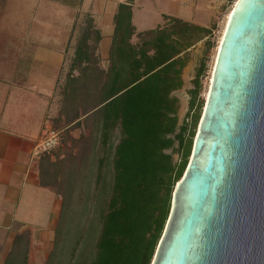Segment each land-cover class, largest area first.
<instances>
[{"label": "trees", "instance_id": "16d2710c", "mask_svg": "<svg viewBox=\"0 0 264 264\" xmlns=\"http://www.w3.org/2000/svg\"><path fill=\"white\" fill-rule=\"evenodd\" d=\"M133 1L117 7L105 69L96 64L100 35L92 20L84 19L79 30L56 123L85 128L92 121L91 150L99 144L102 155L80 157L78 165L71 157L73 164L66 168L51 162L50 154L38 159L40 186L55 189L62 203L45 264H77L90 232L86 264H150L174 187L187 167L202 109L204 58L188 92L191 120L178 128L173 93L183 86L188 50L205 41V55L212 47L213 28L162 15V26L139 33L140 42L133 45ZM73 71L77 74L71 75ZM167 151L177 155V163ZM108 165L111 180L105 188ZM65 211L71 212L69 222ZM28 248L27 232L17 234L2 264H30Z\"/></svg>", "mask_w": 264, "mask_h": 264}, {"label": "water", "instance_id": "95a60500", "mask_svg": "<svg viewBox=\"0 0 264 264\" xmlns=\"http://www.w3.org/2000/svg\"><path fill=\"white\" fill-rule=\"evenodd\" d=\"M150 264H264V0L230 12Z\"/></svg>", "mask_w": 264, "mask_h": 264}, {"label": "crops", "instance_id": "0c3cea01", "mask_svg": "<svg viewBox=\"0 0 264 264\" xmlns=\"http://www.w3.org/2000/svg\"><path fill=\"white\" fill-rule=\"evenodd\" d=\"M22 1L18 5L26 17L5 16L0 10V264L17 234H32L28 258L34 251L35 237L54 236L61 199L40 186L39 160L31 157V151L44 133L57 124L60 107L56 88L62 71L74 57L84 19L90 18L99 32L95 55L105 69L113 17L118 5L125 4V0H45V9L62 13L55 20L39 14V2ZM137 1L131 5L135 35L148 31L138 32L134 26ZM176 3L172 13L162 15L189 22L184 17L185 0ZM130 43L133 44L132 39ZM42 247L37 251L39 258L48 256Z\"/></svg>", "mask_w": 264, "mask_h": 264}, {"label": "rangeland", "instance_id": "374dc122", "mask_svg": "<svg viewBox=\"0 0 264 264\" xmlns=\"http://www.w3.org/2000/svg\"><path fill=\"white\" fill-rule=\"evenodd\" d=\"M34 1L39 2L38 11L39 14L41 13V16H44L43 17L44 19H55V20L56 18L60 19V15L62 14L61 12L53 13L52 11L45 9L46 6L45 0H33V2ZM176 1L177 0H138L134 9V26L136 27L138 32L144 30H152L159 26H162L161 25L163 21L162 14L172 13L173 6L177 4ZM236 1L237 0H185L184 17L189 21L188 23L205 28H211V27L213 28L212 36L210 39V43L212 44V47L204 55L205 41H201L196 43L188 50V62L184 67V69L182 70V74H181L183 86L180 90L173 93V95L178 100L177 128L182 126L185 121L189 123L191 120L192 112L190 108V96L188 92L189 90L192 89V81L195 77L196 70L199 67V62L201 61L202 58H204L206 70L204 76L200 79L201 90L199 93V100L202 102V109H201V114H202V110L206 100V95L209 89L214 57L216 54V49L218 47L222 29L224 27V23L227 15L234 7ZM21 2L23 1L3 0V2L0 3V10L3 12L5 16L14 17V18L26 17L22 13V11H20V9L22 8H20V5L18 4H20ZM27 9L28 8H26V10ZM44 9L46 10L45 14H44ZM50 23H53V21ZM57 24L58 25H56V27L59 28L60 21ZM131 39L133 41V45H136L137 43L140 42V37L138 36V34L137 35L133 34L131 36ZM96 64L98 68H104V66H102L100 60L98 59ZM69 67L70 64L65 70L62 71L60 75V82L58 83V86L56 88V96L58 98L60 108L62 106L63 88L65 86L68 77L70 76ZM73 74L76 75L77 72L73 71L71 75ZM84 117L85 116H83L80 119L84 120ZM90 123H92V121L90 122L89 120L85 128L84 126L70 128L66 126L64 121H61L57 123L55 126H53L52 129L59 131L60 143L58 148L49 155L48 157L49 160L54 163H59V162L65 163L64 167L66 168L69 167L70 163L73 164L72 160L70 159L71 157L75 158L74 164L78 165L80 157L89 158L90 155H93L94 158H96L98 156H101L102 153L99 144H97V148L91 150L92 141H94V139L92 140V135L90 134L92 132H89L91 128ZM80 136H83V140H80ZM176 146L177 145L175 144L173 146V149L176 148ZM167 153H171L173 163H177L178 161L177 155L171 151H167ZM110 176H111V171L108 165V167L105 169V174L103 179L105 183V188H108L110 185V180H111ZM52 191L54 192L55 189H52ZM64 214H65L64 215L65 219L68 220L69 222L71 218V212L65 211ZM93 220L97 222L95 219ZM87 234L88 237L85 236V241H84L85 247L83 246L80 247L82 256H78L77 264H82L85 257L86 259L84 262L86 264V262L89 259V256L87 255L88 254L87 247L91 244L93 235L91 232ZM27 235L30 243V237L32 238V234L27 232ZM53 238L47 239L44 237L43 238L35 237V243L33 245L34 251H31L30 253L31 255L28 258V262L30 264H45L47 259L46 255L43 254L41 255V258H39V254L37 251L39 250L40 247L44 246V248L42 247L41 250H43L44 253L47 251L49 254V252L52 250ZM39 240L43 242L42 246L39 245L40 244Z\"/></svg>", "mask_w": 264, "mask_h": 264}, {"label": "built area", "instance_id": "2783aa9c", "mask_svg": "<svg viewBox=\"0 0 264 264\" xmlns=\"http://www.w3.org/2000/svg\"><path fill=\"white\" fill-rule=\"evenodd\" d=\"M59 131L49 128L41 138L32 148L31 157L34 159H39L44 155L51 154L56 150L60 143Z\"/></svg>", "mask_w": 264, "mask_h": 264}, {"label": "bare ground", "instance_id": "6f19581e", "mask_svg": "<svg viewBox=\"0 0 264 264\" xmlns=\"http://www.w3.org/2000/svg\"><path fill=\"white\" fill-rule=\"evenodd\" d=\"M235 4H236V2H235ZM235 4H234V5H235ZM231 10H232V9H231ZM230 12H231V11H230ZM230 12L228 13V15H227V17H226V20H225V23H224V27H223V29H222V33H221V36H220V39H219L218 47H219V44H220V42H221V39H222V36H223L224 30H225V28H226V24H227V20H228V18H229ZM218 47H217V49H216V54H217ZM216 54H215V57H214V62H215ZM213 65H214V63H213ZM212 69H213V67H212ZM211 73H212V71H211ZM210 78H211V77H210ZM206 97H207V95H206Z\"/></svg>", "mask_w": 264, "mask_h": 264}]
</instances>
